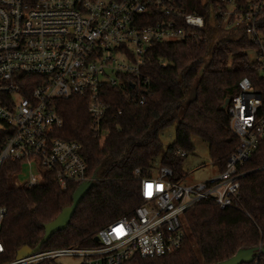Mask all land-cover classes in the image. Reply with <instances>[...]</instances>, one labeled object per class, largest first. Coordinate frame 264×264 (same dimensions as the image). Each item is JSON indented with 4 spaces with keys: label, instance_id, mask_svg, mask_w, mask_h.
Listing matches in <instances>:
<instances>
[{
    "label": "built area",
    "instance_id": "1",
    "mask_svg": "<svg viewBox=\"0 0 264 264\" xmlns=\"http://www.w3.org/2000/svg\"><path fill=\"white\" fill-rule=\"evenodd\" d=\"M186 1L0 0V128L6 132L0 168L6 161L22 163L15 186H36L44 171L51 172L63 190L90 179L80 145L55 135L63 126L55 102L84 99L91 129L103 139L105 88L134 87L153 43L200 40L201 31L217 22L223 35L235 31L251 39L248 57L263 70L259 18L264 0H217L208 3L204 15L186 11ZM237 87L227 110L238 143L222 170L211 162L216 172L210 178L183 184L167 166H159L151 176L135 169L143 203L131 216L101 228L99 245L40 249L18 264L53 262L62 256L81 257L82 264H122L135 255H167L183 244L188 209L201 202L221 210L232 207L239 193V169L264 140L261 96L247 77ZM138 102H144L143 94ZM5 212L0 206V225ZM3 248L0 240V254Z\"/></svg>",
    "mask_w": 264,
    "mask_h": 264
},
{
    "label": "trees",
    "instance_id": "2",
    "mask_svg": "<svg viewBox=\"0 0 264 264\" xmlns=\"http://www.w3.org/2000/svg\"><path fill=\"white\" fill-rule=\"evenodd\" d=\"M217 0H187L186 11L204 15L208 3ZM264 30V12L259 18ZM200 40L156 42L151 44L140 68L135 86L123 89L106 87L108 109L103 139L91 129L86 101L71 97L55 102L63 120L55 134L80 145L87 175L97 170L96 185L78 204L67 227L53 234L41 250L72 245L94 247L97 232L107 224L132 215L142 205L140 169L151 176L159 166L183 177L182 159L194 150L191 138L198 136L206 144L208 156L222 170L238 140L229 127L228 103L237 93L238 81L247 77L262 98V65L250 60L253 48L245 33L218 36L219 25L207 26ZM141 94L144 102L139 103ZM175 124V137L163 148L161 132ZM6 132L0 128V145ZM20 161H6L0 168V206L6 209L0 225L3 253L0 264L15 259L23 246L34 248L41 240L44 224L53 220L72 203L78 184L61 189L51 172L44 171L34 187L15 186ZM239 193L234 205L224 210L209 202L194 205L184 213L185 236L173 253L140 258L135 255L122 264H214L233 256L241 248H264V140L239 169ZM247 264H264V253ZM43 262L40 264H52ZM246 264V263H245Z\"/></svg>",
    "mask_w": 264,
    "mask_h": 264
},
{
    "label": "water",
    "instance_id": "3",
    "mask_svg": "<svg viewBox=\"0 0 264 264\" xmlns=\"http://www.w3.org/2000/svg\"><path fill=\"white\" fill-rule=\"evenodd\" d=\"M228 102L229 99H226L224 106ZM97 179H98V174H97V170H95L89 180L83 181L77 185L76 189L74 190L71 196L72 197L71 205L64 207L53 220L44 224L43 226L44 234L41 240L34 248L23 246L19 250H17L14 259L15 264H18V262H20L24 258L36 254L40 250L41 246L44 243H46L53 234L62 231L67 227L78 204L87 194V192L96 185ZM94 240L97 241L98 238L95 237ZM260 253L262 254L264 253V248L262 247L241 248L230 258L214 264H245V263L247 264L253 262Z\"/></svg>",
    "mask_w": 264,
    "mask_h": 264
},
{
    "label": "rangeland",
    "instance_id": "4",
    "mask_svg": "<svg viewBox=\"0 0 264 264\" xmlns=\"http://www.w3.org/2000/svg\"><path fill=\"white\" fill-rule=\"evenodd\" d=\"M230 34H237L235 31H231ZM218 36L223 37V33L219 32ZM261 75L264 76V68L261 71ZM175 137V124L164 129L160 134V139L163 148H166L171 144ZM194 150L188 153L184 159H182V183L192 184L207 180L215 172L216 168L212 165L208 156L207 144L198 136L191 138ZM27 168L24 169V173ZM20 172V171H19ZM16 177V176H15ZM16 180V178H15ZM52 264H82V258L77 256H62L54 259Z\"/></svg>",
    "mask_w": 264,
    "mask_h": 264
}]
</instances>
